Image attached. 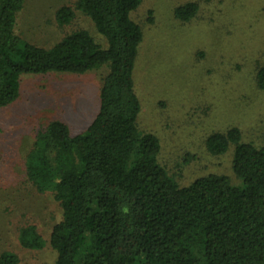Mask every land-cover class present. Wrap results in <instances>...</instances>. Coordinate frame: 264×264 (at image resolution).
Masks as SVG:
<instances>
[{"label": "trees", "instance_id": "16d2710c", "mask_svg": "<svg viewBox=\"0 0 264 264\" xmlns=\"http://www.w3.org/2000/svg\"><path fill=\"white\" fill-rule=\"evenodd\" d=\"M142 2L76 0L57 8L50 27L63 32L80 13L101 41L77 27L49 46L19 34L26 0H0V109L16 102L25 76L107 71L86 130L73 135L58 119L36 128L17 185L0 188L6 220H15L10 237L28 253L47 247L49 264H264V136L248 141L237 128L208 135L209 154L232 148L239 184L207 175L180 186L162 164L159 139L139 127L133 72L143 34L131 14ZM174 12L189 22L198 6ZM255 80L264 91V66ZM42 194L60 211L46 239L19 206ZM2 249L0 264H23L18 250Z\"/></svg>", "mask_w": 264, "mask_h": 264}, {"label": "rangeland", "instance_id": "374dc122", "mask_svg": "<svg viewBox=\"0 0 264 264\" xmlns=\"http://www.w3.org/2000/svg\"><path fill=\"white\" fill-rule=\"evenodd\" d=\"M75 2L26 0L18 20L20 36L51 46L79 27L101 41L80 13L63 32L49 26L55 9ZM188 3L197 4L196 16L189 22L176 19L175 9ZM131 16L143 34L133 72L141 105L138 123L159 139L162 164L180 186L207 175H224L238 185L232 148L213 156L204 140L229 128L239 129L248 141L264 136V91L255 80L256 68L264 66V0H143ZM106 72L104 67L81 76L52 73L21 79L19 98L0 109V188L17 185L21 157L36 128L58 119L73 135L86 130L98 113ZM21 200L19 206L46 239L59 219L58 205L48 194ZM6 216L0 206V250H18L23 264L52 263L47 247L33 253L19 249L10 237L15 220Z\"/></svg>", "mask_w": 264, "mask_h": 264}]
</instances>
